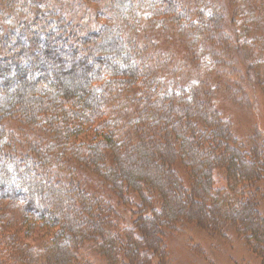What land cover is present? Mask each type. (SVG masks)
I'll return each instance as SVG.
<instances>
[{
	"label": "trees",
	"instance_id": "16d2710c",
	"mask_svg": "<svg viewBox=\"0 0 264 264\" xmlns=\"http://www.w3.org/2000/svg\"><path fill=\"white\" fill-rule=\"evenodd\" d=\"M99 3L114 21L95 30L47 0H0V203L17 208L0 209V264H165L166 232L194 224L237 229L264 264V151L223 117L211 76L180 75L195 44L246 65L264 0ZM23 225L50 239L25 242Z\"/></svg>",
	"mask_w": 264,
	"mask_h": 264
},
{
	"label": "rangeland",
	"instance_id": "374dc122",
	"mask_svg": "<svg viewBox=\"0 0 264 264\" xmlns=\"http://www.w3.org/2000/svg\"><path fill=\"white\" fill-rule=\"evenodd\" d=\"M47 2L57 6L54 13L56 16L69 19L71 14H75L85 27L89 25L91 29L103 28L104 25L111 24L113 20V15L103 8L99 0H47ZM17 9H19L17 14L23 11L20 7ZM261 39L259 38L261 41L258 45L254 44L244 50L245 58H247V64L244 66L241 63L237 66L232 62H227L224 66L225 60L219 62L214 60L212 55L206 56L209 50H206V54H199L201 48L195 44L196 50H193L196 53L190 57L196 59L185 60L187 65L181 66L180 75L187 77L184 83H189L191 86H196L198 81L203 78L207 80V77L211 76L209 86L214 102L222 106L223 117L234 123L240 141L264 151L262 149L264 148V39ZM180 40L181 36L175 37L173 45ZM168 52L169 50L164 51V60L173 59H170ZM213 78H218V83L222 84L219 86ZM257 197L261 196L257 194ZM147 207L143 211L149 212ZM261 207L264 209V202ZM0 209L4 210V213L17 214L16 206L9 202L0 203ZM7 215L5 214L4 217ZM15 221L11 220L8 224H11L9 227L11 230L17 231L21 227ZM22 228L23 231L27 229L29 231L30 237H23V240L29 244L40 245L50 239V237L45 239L43 234H48L49 229H40L36 226L35 229L30 230L28 225H23ZM234 229H232L234 233L226 235L222 233V236L208 235L195 224L186 226L180 232L169 231L166 232L165 240L162 241L163 244L156 253L161 252L166 246L167 257L163 258L165 264H262L261 258L252 251L243 234ZM94 251L96 261L105 260L97 250ZM83 254L79 257H85ZM92 258L94 260V256Z\"/></svg>",
	"mask_w": 264,
	"mask_h": 264
}]
</instances>
